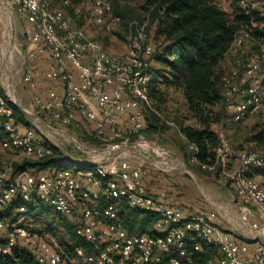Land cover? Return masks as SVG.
Masks as SVG:
<instances>
[{
  "label": "built area",
  "instance_id": "built-area-1",
  "mask_svg": "<svg viewBox=\"0 0 264 264\" xmlns=\"http://www.w3.org/2000/svg\"><path fill=\"white\" fill-rule=\"evenodd\" d=\"M55 1L62 7H55ZM231 1L219 3L230 19L234 17L228 11ZM234 1L247 24L236 30L224 54L223 67L227 59L233 66L221 75L222 101L234 119L264 118L260 77V73L264 76V33L257 32L256 19V14L264 13V0ZM1 4L25 22L29 63L44 59L48 64L43 77L50 86L33 99L35 119L54 133L72 131V136L66 135L75 145L74 135L84 130L94 139L107 140L97 159L82 161L90 164L88 168L16 171L14 164L20 158L39 161L53 156V147L60 148L51 139L36 138L35 126L16 121L8 84L0 80L1 255L28 250L38 264H194L196 254L207 247L217 254L204 264H264V241L259 239L264 238V188L248 176L251 169L264 165L260 153L243 150L232 170L225 168L229 151L224 144L216 150L213 163L191 157L203 170L220 166L225 173L233 194L232 212H227L233 231L221 225L214 211H185L147 190L143 180L147 161L134 151L155 159L162 171L172 168L174 161L166 146L143 133L146 111L162 118L149 97L153 47L145 40L146 21H133L134 37L124 51L114 53L88 37L72 16L87 15L110 30L111 21H119L112 15L111 0H1ZM248 40L255 42L256 52L245 50ZM32 79L33 71L26 70L23 80ZM83 121L91 123V130L82 127ZM17 200L21 204L15 206ZM121 207L154 213L157 219L147 231L136 234L120 223ZM44 212L70 217L75 235L88 243L87 249L75 246L67 253L47 227L37 223Z\"/></svg>",
  "mask_w": 264,
  "mask_h": 264
},
{
  "label": "rangeland",
  "instance_id": "rangeland-1",
  "mask_svg": "<svg viewBox=\"0 0 264 264\" xmlns=\"http://www.w3.org/2000/svg\"><path fill=\"white\" fill-rule=\"evenodd\" d=\"M222 1H219V3ZM71 2L76 3L77 0H71ZM134 2L135 0H111L112 15L118 17L119 21H111L110 30H106L101 25L94 24L92 18L90 20L87 15H81L76 18L72 15L70 8L66 7L65 9L73 16L77 26L81 27L88 37L99 41L109 52L117 53L124 51L128 46L130 37H134V29L133 27L130 28L128 25L130 24L131 26L133 21L143 18L142 12L138 7L134 6ZM216 3L219 5L218 2ZM53 5L59 8L62 7L58 1H55ZM229 10L230 13L234 15L239 12V8L234 0L231 1L228 7V11ZM118 14L121 16H117ZM227 14L229 15V13ZM256 19L258 22L257 32L259 34L264 33V13L261 15L256 14ZM144 21L147 23V20H143L142 22ZM24 27L25 22L22 19L12 15L6 5H0V80L8 84L9 93L13 97V100H16L21 107L33 113V99L35 95H38L33 89L34 86L37 85V82L42 86L41 89H45L47 86V81L43 77V72L47 67V63L44 59H37L29 63L26 57ZM152 33V27L145 28L146 43L154 47L155 41L152 37ZM245 50L249 53L256 52L257 45L254 41L248 40L245 43ZM232 66L231 61L227 59L226 72H228ZM150 68L156 69L158 68V64L151 60ZM28 69L33 71V79L26 82L23 80V76ZM260 77L264 79L261 73ZM240 87L242 90L245 88L244 85H240ZM160 89L164 94V102L161 105L154 104L159 109L158 112L162 116V118L160 117L162 122H159L160 128L157 132L151 130L150 132L143 133L151 140L163 144L168 148L173 156L174 167L167 171H162L159 169L160 164L156 162L155 164L146 162L143 180H149V189L153 196L160 197L169 204L178 205L185 211H194L198 209L214 211L217 217L221 218V225L225 229L233 231L232 222L229 220L231 216L227 213H231V195L233 194L225 173H223L219 166L212 171L206 170L207 174H204L191 167L194 164L192 161L188 163L185 160L184 153L187 152V149H185L184 138L178 131L177 122L180 121L184 124H191L193 120L187 114L183 96L179 90L161 85ZM152 103L153 102H151V104ZM224 106L226 110L223 108L220 111L221 122L219 124H212L211 129L219 140L215 152L221 147V144H224L225 147L228 148L229 157L227 158L225 168L227 170H232L238 165L237 163L236 166H233L232 163H235L240 152L248 149L254 150L246 143L245 139L251 129L264 121V118L256 115H246L242 119H234L230 110L227 109L225 104ZM150 113V111L145 112L144 128L148 126L147 119H149ZM27 119L30 124L31 122L34 124L40 123L35 118ZM82 127H89V124L83 121ZM59 130H63L65 135L51 132L56 138L51 140L57 143L58 147L61 149L55 158L56 167L74 168L77 166L71 159L63 158L64 155L61 151L76 159H82L87 163L97 159L99 151L105 150L104 144H106L107 140L90 139L89 137L91 136L86 135L83 131L81 135L80 133L78 136L74 135L76 138L74 140L77 142L75 145L67 136H72V131H67L66 129ZM254 151L259 153L257 150ZM21 160L20 158V160H17L15 163H19ZM184 165H187L195 173L192 171H185L183 169ZM254 180L264 188V175L261 174ZM149 189L147 188L148 192H150ZM122 208L124 209V207ZM251 221H253V219H251ZM37 223L47 227L50 235L56 241L63 244L64 247L66 244L70 243L64 229V225H70L74 228L73 220L70 217H62L51 212H44L42 215H39ZM71 251L68 252L66 249L67 253Z\"/></svg>",
  "mask_w": 264,
  "mask_h": 264
},
{
  "label": "trees",
  "instance_id": "trees-1",
  "mask_svg": "<svg viewBox=\"0 0 264 264\" xmlns=\"http://www.w3.org/2000/svg\"><path fill=\"white\" fill-rule=\"evenodd\" d=\"M134 6L143 14L142 19L147 20V28H153L152 37L155 41L153 52L149 58L158 64V68L151 69L152 79L149 84V97L154 108L164 102V94L160 85L171 87L181 92L187 114L193 123L177 122V128L184 138L185 160L189 163L194 155L200 163H213L215 148L219 140L213 132L212 124L221 122L220 111L224 108L222 102L223 85L221 75L226 72L224 54L231 44L236 30L247 24V18L238 12L232 19L224 12L215 0H135ZM117 16H121L118 14ZM122 21V20H121ZM130 28V24L128 25ZM264 39V37H263ZM264 84V79H262ZM156 104V105H154ZM17 122L30 126L27 117L18 107L9 101ZM45 120V119H44ZM148 126L143 132L159 130L160 117L150 113ZM46 121V120H45ZM3 134L0 133V139ZM90 139H94L91 134ZM246 143L252 149L259 151L264 157V121L254 126L246 136ZM195 146L196 150L190 149ZM59 150L53 147V156L39 161L23 159L14 164V169H32L42 171L56 167V155ZM88 168L90 164H80ZM194 170L207 174L194 163ZM264 175V165L256 169ZM216 173V172H214ZM20 201L14 205H20ZM120 223L128 231L141 234L147 231L156 221L154 213L118 209ZM68 235L69 244L65 245L67 251L75 246L87 249L88 243L75 235L70 225H64ZM217 254L216 249L204 247L196 254L194 264H204L205 261ZM0 264H38L33 254L28 250H14L10 256L0 254Z\"/></svg>",
  "mask_w": 264,
  "mask_h": 264
},
{
  "label": "crops",
  "instance_id": "crops-1",
  "mask_svg": "<svg viewBox=\"0 0 264 264\" xmlns=\"http://www.w3.org/2000/svg\"><path fill=\"white\" fill-rule=\"evenodd\" d=\"M216 2H218L219 3V1H222V0H215ZM66 11L68 12V10L66 9ZM71 13H72V11H71ZM76 18H78V17H76ZM74 23L76 24V22H75V20H74ZM77 25V24H76ZM46 65H48V64H46ZM47 86V88L50 86V83H48L47 82V84H46ZM245 86V85H244ZM46 87H45V89H46ZM42 88V86L40 85V84H38V82H37V85H35L34 86V89H33V91L36 93V94H42V93H44V91H45V89H41ZM44 88V87H43ZM186 108V107H185ZM32 109H33V106H32ZM123 121V123L121 124V126L123 127L125 124H126V120L125 119H123L122 120ZM147 122V121H146ZM31 125H33V126H35L36 127V130H37V133H36V138H43V139H56L52 134H51V130L50 129H48L47 127H46V125H44L43 123H37V124H34V123H32L31 122ZM88 126V125H87ZM87 128H89L90 130H91V123H89V127H87ZM90 130H89V132H90ZM85 131V130H84ZM1 134H2V132H0ZM87 135V134H86ZM59 150H61V149H59ZM62 153H63V158H67V159H71L74 163H76V165L77 166H79L81 163H82V161H84V160H82V159H76V158H74V157H71V156H69L68 154H64V152L63 151H61ZM60 152V153H61ZM238 163V158H236V161H235V163H232V165L233 166H236V164ZM79 164V165H78ZM261 174H259L257 171H256V169H251L249 172H248V176L249 177H251V178H253V179H255V178H257V177H259ZM146 179V178H145ZM145 181V180H144ZM146 183V186H147V188L149 189V186H150V183H149V180L148 179H146V181H145ZM149 191H150V189H149ZM151 192V191H150ZM149 192V193H150ZM150 194H152V192L150 193ZM230 209H231V212H232V207L230 206Z\"/></svg>",
  "mask_w": 264,
  "mask_h": 264
},
{
  "label": "water",
  "instance_id": "water-1",
  "mask_svg": "<svg viewBox=\"0 0 264 264\" xmlns=\"http://www.w3.org/2000/svg\"><path fill=\"white\" fill-rule=\"evenodd\" d=\"M11 81V80H10ZM14 104L18 107V109L29 119H32V118H35V115L33 113H31L30 111H28L27 109L21 107L16 100H14ZM118 152H115V153H112V154H117ZM134 153L136 155H138L139 157L145 159L147 162L149 163H152V164H155V159H152V158H148V157H145L143 154L137 152V151H134ZM157 163V162H156ZM173 167H174V164H171ZM183 169L185 171H192L187 165H184ZM194 172V171H192ZM195 173V172H194ZM198 175H200L199 173H196ZM261 241H264V238H259Z\"/></svg>",
  "mask_w": 264,
  "mask_h": 264
}]
</instances>
